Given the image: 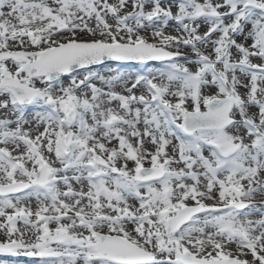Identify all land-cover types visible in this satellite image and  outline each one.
Listing matches in <instances>:
<instances>
[{"label":"snow or ice","instance_id":"obj_1","mask_svg":"<svg viewBox=\"0 0 264 264\" xmlns=\"http://www.w3.org/2000/svg\"><path fill=\"white\" fill-rule=\"evenodd\" d=\"M0 264H264V0H0Z\"/></svg>","mask_w":264,"mask_h":264}]
</instances>
